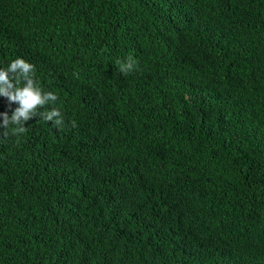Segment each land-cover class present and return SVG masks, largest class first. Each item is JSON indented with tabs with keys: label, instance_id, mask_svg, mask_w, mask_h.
<instances>
[{
	"label": "trees",
	"instance_id": "1",
	"mask_svg": "<svg viewBox=\"0 0 264 264\" xmlns=\"http://www.w3.org/2000/svg\"><path fill=\"white\" fill-rule=\"evenodd\" d=\"M18 57L62 125L0 128V264H264V0H0Z\"/></svg>",
	"mask_w": 264,
	"mask_h": 264
},
{
	"label": "clouds",
	"instance_id": "2",
	"mask_svg": "<svg viewBox=\"0 0 264 264\" xmlns=\"http://www.w3.org/2000/svg\"><path fill=\"white\" fill-rule=\"evenodd\" d=\"M120 71L127 74L133 70L136 61L131 57L127 63L118 61ZM34 65L23 58L14 59L7 69H0V96L7 98L9 104H18L19 107L12 111V115L0 113L2 123L0 128L7 129L9 125H15L14 133L20 135L26 131L25 124L35 115L39 114L45 121H54L55 125H62L61 112L58 109H52L37 113V109L43 107L49 102H55L57 96L52 92H44L35 79ZM12 75L9 76L8 74ZM76 126L75 121L72 122ZM6 134V133H5Z\"/></svg>",
	"mask_w": 264,
	"mask_h": 264
}]
</instances>
